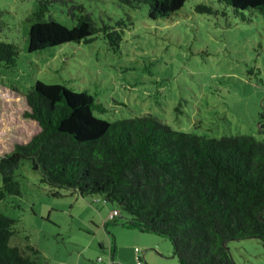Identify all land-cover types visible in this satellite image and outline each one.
Returning a JSON list of instances; mask_svg holds the SVG:
<instances>
[{
  "label": "rangeland",
  "instance_id": "1",
  "mask_svg": "<svg viewBox=\"0 0 264 264\" xmlns=\"http://www.w3.org/2000/svg\"><path fill=\"white\" fill-rule=\"evenodd\" d=\"M40 1L0 0V38L19 49L14 70L0 67V157L40 131L25 115L30 111L25 95L37 81L89 93L104 109L94 115L109 122L152 115L178 132L208 139L251 136L264 143V17L259 13H246L243 20L216 0H189L169 18L153 21L147 7L133 10L121 0H43L51 1L47 18L71 28L69 8L82 5L96 22L123 28V41L118 52L101 35L91 44L29 53L28 18ZM200 4L213 13L198 12ZM17 175L22 195L0 200V213L16 221L11 247L36 264H108L114 248L116 264H137V249L143 264H180L168 238L131 227L120 211L109 220L116 209L102 196L59 190L53 197L29 161ZM227 247L236 264H264L258 239Z\"/></svg>",
  "mask_w": 264,
  "mask_h": 264
},
{
  "label": "trees",
  "instance_id": "2",
  "mask_svg": "<svg viewBox=\"0 0 264 264\" xmlns=\"http://www.w3.org/2000/svg\"><path fill=\"white\" fill-rule=\"evenodd\" d=\"M187 1L121 0L133 10L147 7L153 21L169 18ZM216 1L236 18L245 20L246 13L264 17V0ZM50 3L40 1L28 18L29 53L91 44L101 35L119 51L123 28L96 22L77 4L68 11L75 21L70 28L45 16ZM196 10L213 13L204 4ZM18 60V47L0 38V67L14 70ZM25 96L30 108L25 115L40 131L0 157L1 201L22 195L17 171L29 161L51 196H60L59 190L102 196L117 216L128 215L131 227L168 238L180 264H236L229 242L258 239L264 244L263 142L243 135L208 139L178 132L152 115L109 122L94 115L103 108L92 95L60 84L37 81ZM260 118L264 131V111ZM15 223L0 213V264H36L11 247Z\"/></svg>",
  "mask_w": 264,
  "mask_h": 264
},
{
  "label": "built area",
  "instance_id": "3",
  "mask_svg": "<svg viewBox=\"0 0 264 264\" xmlns=\"http://www.w3.org/2000/svg\"><path fill=\"white\" fill-rule=\"evenodd\" d=\"M118 215V212L117 211H114L112 214H110V217H109V220H113L116 216ZM111 254L109 255V261H108V264H114V260H113V254L112 252H110ZM136 253H137V256L140 258L141 257V253H140V250L137 249L136 250ZM101 261V260H100ZM137 264H143L142 261L139 259L138 263Z\"/></svg>",
  "mask_w": 264,
  "mask_h": 264
},
{
  "label": "crops",
  "instance_id": "4",
  "mask_svg": "<svg viewBox=\"0 0 264 264\" xmlns=\"http://www.w3.org/2000/svg\"><path fill=\"white\" fill-rule=\"evenodd\" d=\"M111 252H112V254H113L114 260L116 261V254H117V253H116L115 248L112 249ZM143 256L145 257V252L143 253ZM138 259H139V257H138Z\"/></svg>",
  "mask_w": 264,
  "mask_h": 264
}]
</instances>
